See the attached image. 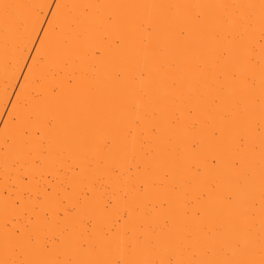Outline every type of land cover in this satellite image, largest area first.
Returning a JSON list of instances; mask_svg holds the SVG:
<instances>
[{
    "label": "snow or ice",
    "instance_id": "obj_1",
    "mask_svg": "<svg viewBox=\"0 0 264 264\" xmlns=\"http://www.w3.org/2000/svg\"><path fill=\"white\" fill-rule=\"evenodd\" d=\"M146 2L89 0L84 7H138ZM152 2L161 8L180 4L190 9L198 4L247 7L254 5L256 0ZM259 4L262 9L259 34L254 19L240 15L231 19L216 16L211 21L201 20L199 16L188 18L185 23L199 39H193L184 28L175 31L174 44L209 50L220 65V71L194 84L196 93L208 81L217 82L212 87L218 91L223 90L225 80L238 82L239 90L255 89L254 70L257 67L264 81V0H259ZM66 7L67 0H43L41 10L29 17L25 33L27 43L17 49L11 82L0 92V129L5 132L0 145V153H3L0 156V251L20 255L18 261L3 264H247L246 261L188 258L193 246L202 248L205 256L222 253L229 240L225 237L213 241L194 238L200 229L196 224L189 225L184 217L207 216L206 203L194 213L169 206L170 201L179 199L181 178L165 192H153L149 191V185L155 186V180L150 176L138 177L139 165L127 166L131 182L125 186L119 181V167L113 164L105 170L104 174L112 178L111 184L105 186L95 174L86 176L80 164L63 158L64 147H71L73 159L80 160L87 159V154L94 151L99 172L106 160H118L127 152L122 143L117 145L112 140L94 143L89 139L90 125L76 103L80 90L74 79L83 71V67H74L75 57L90 56L105 69L126 59L122 39L112 35L121 25L112 15L99 20L84 16L63 17L62 9ZM60 22L64 23L66 31L61 49L52 54L56 70L51 83L43 89L31 87L33 70L43 62L51 34ZM160 26L159 20L141 24L147 33H153L154 28ZM85 33L92 37L87 46ZM222 34L229 40L227 51L210 50V39L219 40ZM152 51L158 48L152 46ZM242 65L248 67L247 73L242 72ZM65 69H70V73L66 75ZM109 74L118 85L122 113L119 132L124 139L135 137L142 145L147 134L159 144L165 139V126L171 129L188 127L193 134L184 142L188 148V167L195 180H200L202 168L212 176L241 169L249 144L242 131V116L241 123L237 124L225 113L217 126L197 130V123L189 119L195 111L189 108L187 118L181 121L177 116L182 110L181 102L176 98L163 101L156 94L159 81L150 70L133 71L127 80L119 71ZM137 82H143V87H136ZM35 83L40 85L41 82L37 79ZM18 92L20 95L27 92L32 97L31 110L20 108ZM203 100L202 95H189L184 103H196L199 108ZM222 100V96L212 98L214 104ZM53 112L59 113V117L53 116ZM234 145L237 155L231 154ZM132 159L135 160L134 153ZM184 183L191 187L190 181ZM126 187L133 195L125 191ZM209 187L215 189L214 184ZM153 199L160 200L173 221H183L181 231L170 230L167 218L158 234L152 230L159 218L145 213L143 207ZM221 199L230 205L233 195L225 192Z\"/></svg>",
    "mask_w": 264,
    "mask_h": 264
},
{
    "label": "bare ground",
    "instance_id": "obj_2",
    "mask_svg": "<svg viewBox=\"0 0 264 264\" xmlns=\"http://www.w3.org/2000/svg\"><path fill=\"white\" fill-rule=\"evenodd\" d=\"M67 3L68 7L62 9L63 17L84 16L99 20L106 15H112L121 25L119 31L112 35L122 39L126 59L113 65L111 69H105L96 64L90 56L75 57L74 67H83V71L74 79L80 90L76 103L90 125L89 139L94 143H102L104 140H112L117 145L122 143L126 145L127 152L121 154L118 160H106L103 169L99 172L97 168L100 166L95 162L94 151L87 154V159L80 160L73 159L71 147H64L63 158L72 159L73 163L80 164L86 176L95 174V177L105 186L112 182V178L104 174L105 170L111 168L113 164L119 167L121 173L119 181L125 186H129L131 182L127 166L139 165L141 171L137 173L138 177L150 176L155 180V186L149 185V191L153 192H165L172 183L181 178L179 199L170 201L169 206L194 213L197 207L206 203L209 208L207 216L184 217V221L189 225L196 224L200 229L194 238L213 241L225 237L229 240L222 253L205 256L202 248L193 246L188 258L262 264L264 261V81L261 80L260 69L257 67L254 70L256 87L250 91L239 90L238 82L225 80L222 82V91L212 87L213 83L217 82L208 81L202 85L199 93H196L194 84L202 77L220 71V65L216 63L209 50L200 47L186 48L173 42L175 31L181 28H184L193 39H199L198 35L191 32L189 25L185 23L188 18L195 16H199L204 21H211L216 16L229 19L237 15L251 16L259 34L262 15L259 0L247 7L231 4L227 7H209L198 4L190 9L180 4L161 8L152 0H147L138 7L85 8L84 5L89 3V0H67ZM42 7L43 0H0V92L11 82L15 71L17 49L27 43L25 33L28 19ZM154 20L161 21V26L154 28L153 33L145 32L141 24ZM55 29L43 53V62L33 70L31 87L43 89L51 83L56 70L52 54L61 49L66 31L63 22L57 23ZM91 38L89 33L84 34L85 46ZM152 46H156L158 51L153 52ZM208 47L210 50L227 51L229 40L222 34L219 40L210 39ZM144 69L150 70L151 74L157 77L159 87L156 94L163 101L176 98L181 102L182 110L177 113L181 121L187 118L186 113L189 108L195 111L196 114L189 119L197 123V130L217 126L220 123V117L225 113L230 114L237 124L241 123V116L243 117L242 131L249 140V144L240 170L212 176L207 169L202 168L200 180H195L188 167V148L184 142L193 134L188 127L171 129L165 126V139L159 144L147 134L142 145L136 141L135 137L124 139L120 135L122 113L119 106L118 85L111 79L109 73L119 71L127 80L133 71L139 72ZM241 70L244 73L249 71L246 65H242ZM69 73L70 69H65V74ZM37 79L40 80V85L35 83ZM135 86L143 87V82H137ZM189 95L204 97L199 108L196 103H184ZM17 96L20 100V108L25 111L31 110L32 97L27 92L24 95L18 92ZM213 96H222V102L214 104ZM51 114L59 117L57 112ZM4 136V130L0 129V145L4 142ZM133 153L135 160L132 159ZM231 154H238L235 145ZM0 156H3V153H0ZM184 181H190L191 187ZM209 184H214L215 189H211ZM125 191L130 196L133 195L128 187ZM225 192H231L233 195L230 205H226L221 199ZM143 211L151 217L159 218V223L152 225V230L157 234L166 218L171 225L170 230L183 229V221H173L169 210L161 206L159 199H153L150 203L146 202ZM19 259L18 253L0 251V264Z\"/></svg>",
    "mask_w": 264,
    "mask_h": 264
}]
</instances>
